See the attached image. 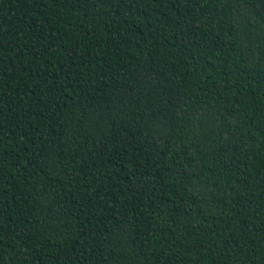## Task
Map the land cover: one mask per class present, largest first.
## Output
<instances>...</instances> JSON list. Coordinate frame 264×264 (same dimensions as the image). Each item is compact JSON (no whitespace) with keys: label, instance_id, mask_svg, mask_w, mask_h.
Segmentation results:
<instances>
[{"label":"trees","instance_id":"obj_1","mask_svg":"<svg viewBox=\"0 0 264 264\" xmlns=\"http://www.w3.org/2000/svg\"><path fill=\"white\" fill-rule=\"evenodd\" d=\"M0 264H264V0H0Z\"/></svg>","mask_w":264,"mask_h":264}]
</instances>
